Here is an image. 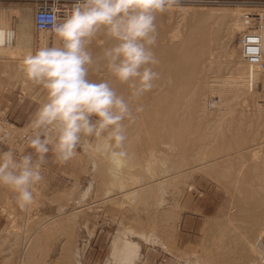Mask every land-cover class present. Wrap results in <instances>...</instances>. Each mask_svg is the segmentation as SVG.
Segmentation results:
<instances>
[{"label":"rangeland","instance_id":"rangeland-1","mask_svg":"<svg viewBox=\"0 0 264 264\" xmlns=\"http://www.w3.org/2000/svg\"><path fill=\"white\" fill-rule=\"evenodd\" d=\"M254 1L264 2V0H179V3L174 5L169 11L157 16L158 36L157 43L153 49L155 55L157 50L176 47V45L182 44L185 38L187 39L188 35L195 28L194 26H197V14L195 13H206L211 9L220 11L240 9L239 11L248 12L251 11V8H249L250 5H242V3H251ZM10 2L11 1L4 3H6L7 6L11 5L16 7L18 5L17 7H28L31 8L34 13V8L31 3H21L20 1L19 4H16L18 2L13 1L11 4ZM236 3H240L241 5L236 6ZM184 9H186V13L183 11ZM9 21L11 26L14 21ZM208 25L209 24H207V26ZM213 30L214 31H208L201 35L199 34V37L211 40L212 45L215 44L217 52L214 67L208 72L202 67L206 65V58L210 52L207 53L206 50L205 55L199 60L196 70L191 67L188 68V72H190L188 74L191 76H188L189 80H185L188 84V91L179 96L181 105L186 104L185 102L187 101L186 98H188V94L190 95V92L192 93L197 87V93H200L202 100H204L203 95H207L209 96L208 101L210 99L217 101L218 98L214 95L212 96L210 91L203 87V78H205L207 73L209 76H217V78L220 79L228 77L232 75V73H236L235 65L228 63V55L232 51H236L237 60H240L239 40L242 32L237 33L234 38L230 39L227 31H225L227 30V23L213 25ZM174 34L179 36V38L178 40L172 41L171 38L175 36ZM33 37L36 42L37 33L35 30ZM51 37L53 38L54 36L51 35L49 38ZM35 42L32 46L33 53L36 51ZM112 42L114 41L101 33L91 44L93 46L92 53L97 60L99 70L95 71L90 69L89 79L97 82L100 80H107L112 85L114 77H112L106 67H104V61L95 56L96 52L100 50L103 52V49L111 46ZM25 55L24 52L18 51V53H14L10 56H0V152L8 151L11 148L17 154V158H19L21 154L33 151L28 147L26 139L27 136L31 135L28 129V123L45 97L44 90L28 82L23 72L18 70ZM202 70L205 71V74ZM200 74H202V77ZM197 80L201 82L198 83ZM228 80L229 79H226V81H224L223 79L219 81L228 84ZM196 83L198 86H196ZM261 100H263V93L246 98V102L240 100L234 101L231 103V109L225 110V114L222 115V117L220 116V112L215 110L214 107H211L209 103L206 105V115L210 114L211 117H207L206 115L202 116L191 107L190 110H188V108L184 106L185 108H183L187 109H183V111L180 110L185 112V114L187 110L189 112H187V115L182 114L184 117L186 116L184 121L187 126L194 128L197 123L198 125L195 126V128L197 127L200 129L199 134L202 136L206 135L204 138H207L205 139L206 141H204L205 143L203 142L204 146L206 148L208 147L207 150L206 148L203 149L204 151L201 152V158L199 157L200 154L198 155L199 160H197L195 156V149L190 151L189 155L192 156V159L188 161L189 164H198L200 159L204 158L202 157V153H206V155H203L207 158L206 160H211L224 154L235 153L236 151L241 152L243 150L241 153L246 157L244 158L245 160H240L238 158L237 162L235 161L236 158L233 159V166H225L232 162L223 163L221 165H219L220 163L217 164L219 165V171L221 170L219 173H217V171H211L209 167L204 170L192 172L189 176L178 179L176 181L177 183H168L170 186L166 184V187L164 186V194H160V191L158 192L159 196L162 195L164 198L162 205H158L157 201L160 200L158 195V198L152 197L146 204H137L127 198H118V205L114 202H106L105 200L107 199L104 200V197L107 196L106 191L108 189L112 191V197L119 191L117 186L112 187L106 185L107 180H109V174H101L100 171L102 162H104V164H109L110 160L107 161L106 157L109 156L110 152H112L111 149H113L107 139L96 140L92 137L82 138L81 145L77 148L76 157L64 164L56 163L53 154L50 152L47 157L48 162L43 166L45 179L33 189L34 203L30 211H21L16 205L15 193L6 187L0 186V252L2 249H6L7 251L5 252L11 254L9 258L10 262L7 264L18 263L20 245L24 240L29 238L32 232H30V230L45 222L50 223L51 219L56 223L63 219L65 215L70 214V211L73 212L74 210L76 212L81 209L83 211L79 212L80 214L76 216L77 218L75 217L76 220H72L64 233L55 235L54 241L58 240L62 242V245L69 242V244H71V248L70 246L68 247L70 254L77 252L84 264H112L109 262L112 241L118 229L121 227L120 225L125 226V228L134 229V231L145 230V233L150 237L149 239H152L150 241L147 237L148 240L146 239L144 241V239L140 240L135 238L134 235L128 236L141 244L139 252L140 261L135 264H252L251 262H253L252 259H254V256L252 255L251 257L249 253L246 254L243 252V244L240 235L247 233L251 236L253 242H255L260 231L264 229V190H262L264 189V176L260 175L262 173L264 174V167H262L264 166V164H262L264 163V113L257 107L258 104H263L260 102ZM261 109H264V107ZM182 115L180 114V116ZM259 117L260 120H258ZM219 118L221 120H219ZM198 120L201 123H198ZM212 121L214 123H212ZM230 122L232 124H230ZM210 123H212L211 126ZM218 123L224 134L223 139L220 134L221 132L219 133L218 131V126V130L214 127L215 124ZM207 124L209 126H207ZM229 124L230 126H228ZM237 125L239 126L237 127ZM213 127L216 130L212 133ZM239 128L242 132L239 131ZM237 133L241 135L237 137ZM215 135H217L216 137L218 138H215ZM218 135L221 140H219ZM126 136H128V132ZM246 136H249L247 137L248 139H245ZM252 139H255L254 142ZM212 140H216L217 142L213 143ZM233 140H235L236 143H234L235 141L233 142ZM104 141L108 144L106 150L102 146L106 143ZM230 142L234 144L231 146L232 148L230 147ZM259 143L262 145L255 146ZM126 145H124V149L127 147ZM174 145L173 147L177 148V146L175 145V147ZM169 148H171V146ZM169 148L162 147V150H164L165 153H171ZM255 148L259 150L256 151ZM156 149L155 154L160 148L157 147ZM228 149L232 151H228ZM248 149H254L255 153H260V150H262V152L257 154L259 158L253 159V150L249 151ZM226 150L228 153L225 152ZM104 151H106V155ZM207 151H209V153ZM215 153H219V155ZM157 155L159 159L151 162V165L154 167H149L156 172L152 176L155 178H158V176L162 178V175L165 176V174L171 172L164 174V172H168L170 168L172 172L175 171L173 170L174 168L171 167L172 159H169L168 163H166L168 165H166L164 163L166 160L161 162L160 155ZM104 156L106 157L104 158ZM124 157L126 158V156ZM103 158L105 161L102 160ZM174 159L178 160V158L175 157ZM95 161H97V164H95ZM126 162L128 161L126 160ZM240 162H242L244 166L242 163L240 165ZM160 163L162 165L164 163V167L167 166L169 170L161 172V169L164 167H161L162 165ZM110 164L107 165V167L110 166ZM124 164L129 165V163ZM145 164L147 165V158L142 159L141 167L136 165L137 169L135 167H130L132 170H130V168L126 169V165H122V171L118 170V173L121 172L120 174L123 173L128 175L127 173L132 171L130 174H133L134 177H141L139 178L141 179L140 181L138 178H135L139 181H135L137 183L133 181L130 182V179L126 181L123 177L124 183L130 185L129 187L133 185L136 186L137 184L139 185L141 181L142 183H146L153 179L148 177L150 176V172H147L148 168L146 170L142 169L143 166L145 167ZM257 164H259L258 170L262 171L259 175H254L251 170L254 169L253 166ZM158 172L160 175L157 174ZM147 173L149 174L147 175ZM239 174L240 176H238ZM112 176L114 177V175ZM119 176L122 177L121 175ZM109 178L111 177L109 176ZM233 183L235 184L233 185ZM257 186L260 189H258ZM73 187L76 189H73ZM88 187H92V189H89L88 195L83 198V193ZM80 200H82L81 203H78ZM63 207L65 210L61 211ZM60 214L62 216H60ZM257 216L262 217L261 221L256 223L253 221V218ZM13 224L15 226H13ZM221 230L225 232L223 237L220 238L219 233H221ZM250 232H252V234ZM151 235L155 236L153 237ZM21 237L24 239L23 242ZM16 238H18L17 243L14 242L15 244L11 246L12 248H9V252L7 248L8 245L5 244L4 248V243L2 242L6 241V243H9L13 239L16 240ZM238 240L241 242L239 243ZM72 250L74 251L72 252ZM250 258L251 262L248 260Z\"/></svg>","mask_w":264,"mask_h":264},{"label":"bare ground","instance_id":"bare-ground-1","mask_svg":"<svg viewBox=\"0 0 264 264\" xmlns=\"http://www.w3.org/2000/svg\"><path fill=\"white\" fill-rule=\"evenodd\" d=\"M17 1H15V2H17ZM4 2L7 3L8 1L0 0V40L3 41L2 43H0V56H2V57L10 56L14 53H18V51L24 52L25 54L32 52V46L34 45V42H35L34 37H33L34 30L37 33V30L35 28V21H34V15L36 12L35 3L34 2H28V3H31L33 5V8H34V13H33V10L31 8L24 7V6L23 7H17L18 5L16 7H13L11 5L7 6L6 3H4ZM10 3L12 4V2H10ZM214 3H218V2H214ZM251 3H254V2H251ZM245 4H247V2L242 3V5H245ZM235 5L238 6L241 4L236 3ZM248 5H250L249 8H251L250 9L251 11H248V12L239 11L240 9L239 10L238 9L232 10V11H225V10L220 11V10H216V9H211L209 12H206V13H202V12L201 13L199 12V14L195 13V14H197L196 15L197 26H194L195 28L188 35L187 39L185 38V41L182 44H179L178 46L176 45V47H171V48H161V49L156 51V57L159 61V64L155 66L154 70H156L160 73V79L158 81H156V87H154V89L151 92L147 93L139 101L136 102L135 106H141L142 105L143 111L138 112V113H136L134 111V116H135L134 121L129 122L126 120L124 122L126 125V129H127L126 133L128 132V136L126 139V143H124V145L127 144L126 145L127 147L125 149L123 148V151L126 152L125 156L127 159L124 156L114 158L110 152L108 157L104 156V158L106 157L107 161H109V160L111 161V164L109 161L110 166L107 167V165H109V164H104V162L101 161L102 162V165L100 168L101 174L108 173L109 176L111 177V178H109V176H108L109 180H107L106 185L107 186L110 185L112 187L117 186L118 190H119L114 195V197H112L113 196V195H111L112 191H110V189H108L106 191L107 196L104 197V200L107 199V200H105L106 202H114L115 204L118 205V203H117L118 198H127V199H130L131 201H133L137 204H146V203H148V201L152 197L158 198V196H159L158 192L159 191L161 192L160 194H162V193L164 194V191H165L164 186L166 187V184L169 185L168 183L173 184L178 179H181L183 177L185 178V177L189 176V174L192 172L204 170V169H207L209 167H210L209 169L211 171H213V172L217 171V173H219V172H221V170L219 171V169H218L219 165H221L223 163H227V162H229V163L232 162L231 164H228V165L226 164L225 166H227V167L233 166V161H234L233 159L236 158L235 161L237 162L238 158L241 160V159H244L246 157L245 155H243V153H241L243 150L241 152L236 151L235 153H228L226 150L225 152H227L228 154H224V155L217 157V155H219V153H215V154H217L216 155L217 158H215V159L213 158L211 160H206L207 158H205V156H203L204 154L206 155V153H204V154L202 153V157H204V158L200 159V162L198 164H195V165L189 164L188 161H190L192 159V156L189 155L190 151L195 149L194 150V151H196L195 156H196L197 160H199L198 158L201 156V152L204 151L203 149L206 148L204 146L203 142L206 141L205 139H207V138H204L206 135L202 136L201 134H199L200 129H198L197 127L195 128V126L198 125L197 123L194 126V128L187 126V124L184 121L185 120L184 118L186 116L184 117V115H182V114H185V112H182V111L185 107H187L188 110H190V107H191L194 110L198 111L199 112L198 114L205 116L206 115V105L209 103L211 107H214L215 110L220 112V116L222 117V115L225 114V110L231 109V103H233L234 101H238V100L245 101V99L248 97H254L257 94L263 93V100L260 101L263 104H258L257 107L260 111H262L264 113V109H261L264 107V10L253 9L254 4H248ZM248 5H246V6H248ZM185 10L186 9H184L183 11L185 12ZM171 14H173V13H171ZM252 15H253V17L255 15L259 16V18H258L259 21H255L254 19H251V18H253ZM9 20L14 21V23L11 26H10ZM224 23H227V30H225V31H227V34L230 37V39L234 38L237 35V33L242 32L241 38L239 40V48H240V52H241V53L239 52L240 60H237L236 51H232L228 55V57H229L228 63L235 65L236 73H232V75L225 77V78L221 77L224 79V81H226V79H229L228 84L221 83L223 81L220 82L219 80H223V79L217 78V76L216 77L209 76V75H207L208 73L206 74L205 78H203V80H202L204 82L203 87L208 89L212 96L213 95L216 96V98H218L217 101H215L214 99H210L208 101L209 96H207V95H203L204 100H202V96L200 97V93H197L198 87L197 88L195 87L196 90H193V91L191 90L192 93L190 92V95L188 94V96H187L188 98H186L187 101L186 100H185L186 102L184 101L186 104L181 105L179 96H180V94H182V93L184 94L186 91H188V84L185 82V80H189V77L191 76L190 74H188V73H190V72H188V68L191 67V68L196 70L198 62L205 55L206 50H207V53L209 51L210 52L206 58V63H205L206 65L204 66L203 65L204 63L202 64L203 69H205V71H207V72L211 71L214 67L215 62H216L215 59H216V52L217 51H216L215 44L212 45V43H211L212 41L206 40L204 37L200 38L199 34L201 35V34H204L205 32H208V31H214L213 25L224 24ZM207 24H209V25L207 26ZM192 27H191V29H192ZM249 32L251 33V35H257L260 37L261 60H260L259 64H252L251 62H249L246 59V57L244 55V45L242 44V41L244 39V36ZM50 36L51 35H42V34L37 33L36 42H35L36 50L40 47L45 46V45L51 46L54 42H57L55 37L49 38ZM178 38H179V36L175 35V36H172L171 40L175 41L176 39L178 40ZM112 43H114V42H112ZM169 44H171V43H169ZM90 49H91V51H93L92 45L90 46ZM102 53L103 52L100 50V51L95 53V56L98 58H101ZM224 53H226V52H224ZM18 70H19V68H18ZM205 71L202 70L203 73ZM202 74H200L201 77H202ZM200 82L201 81H198V83H200ZM196 86H198V84ZM112 87L117 91L118 94L124 95L125 98L129 97L130 90H129L128 86L125 84L119 83L118 81L115 80V78L112 81ZM244 104H246V103H244ZM186 109H184V110H186ZM180 110H182V111H180ZM188 110L186 111L185 115H187ZM258 113H259V111H258ZM180 114L182 116H180ZM206 116L211 117L210 114L206 115ZM225 118H227V117H225ZM219 120H221V119L219 118ZM258 120H260V117ZM258 120H257V123H258ZM202 121H204V120H202ZM213 121H212V123H214ZM189 122H190V120H189ZM199 122L200 121L198 120V123ZM205 122H206V120H205ZM216 122H218V121H216ZM231 122H230V124H232ZM212 123H210V126ZM220 124H222V123H220ZM230 124L228 126H230ZM241 125H242V123H241ZM207 126H209V125L207 124ZM217 126H218L219 130H218ZM238 126L239 125H237V127ZM214 127H216V129L219 131V133L221 132L220 134L222 135V139H223L224 134L222 133V129L220 128L221 126L219 127V123L215 124ZM214 127H213V131L211 130L212 133L216 130ZM206 128H209V127H206ZM259 128H260V126H259ZM206 130L209 131L208 129H206ZM228 130H227V132H228ZM230 130H232V129H230ZM211 131H210V133H211ZM239 131H241V129ZM203 134H204V131H203ZM211 134H209V135H211ZM214 134H216V133H214ZM229 135H231V134H229ZM238 135H241V134L237 133L236 136L238 137ZM216 136L217 135H215V138H218ZM247 137H249V136H246L245 139H248ZM215 138H212V139H215ZM219 140H221L220 136H219ZM254 140H253V142H254ZM234 141L235 140H233V142ZM104 142H106V141H104ZM214 142H217V141L214 140L213 143ZM222 142H223V140H222ZM231 142H230V144H231ZM234 143H236V141ZM261 143L256 144L255 146H261L263 144V143L262 144ZM174 144L177 146V148L173 147ZM87 145H89V144H87ZM232 145H234V144L232 143L230 145V147ZM102 146L106 150L107 149L106 147H108L107 142L104 143ZM170 146H171V148H169ZM157 147L160 148V150H158L157 153L155 154ZM162 147L163 148H165V147L169 148L171 150V153H169V152L165 153L164 150H162ZM207 148H206V150H207ZM236 148H238V147H236ZM257 148H255V150ZM230 149H228V151ZM112 150L113 149H111V151ZM246 150H247V148H246ZM252 150H253V153H252L253 159H257V157L259 156V155L257 156V154H260L262 152V150H260L261 151L260 153H255V150L254 149H252ZM252 150H249V151H252ZM258 150H256V151H258ZM216 151L219 152L218 150H216ZM230 151H232V150H230ZM105 152L106 151H104V154H105ZM207 152L209 153V151H207ZM146 154H148V155H146ZM157 154L160 155L161 162H163L164 160L167 161V162L164 161L165 164L168 163L169 159H172L173 166L171 164V167H173L174 168L173 170H175V171L172 172L171 168L169 170V168L167 166L164 167L165 166L164 163H163V165L160 163L162 165L161 167H164L161 169L162 170L161 172H164L165 170H169V171L164 172V174L169 173L170 171L171 172L169 174H165V176L162 175V178L158 176V175H160L159 172L157 173L158 178H155L154 176H152L156 172H155V170L150 169V168H152L150 166H153V165H151V162H153V160L159 159L158 158L159 156ZM198 155H199V157H198ZM174 157L178 158V160H175ZM104 158L102 159L103 161H105ZM143 158H147V165L145 164V167L143 166L142 169L146 170L148 168L147 172H150V176H151V177L150 176H148V177L153 179V180H150L149 182H146V183H142V181H141V184L136 185L135 183L139 182L141 180L139 178H141V177H139V178H138V176L134 177L133 174H130V173H132V171L131 172L129 171L130 173H127L128 175H125L123 173H122L123 174L122 175V174H120L121 172L118 173V170L122 171V169H121L122 165H126V169H129L130 167L136 168V165H138V167L139 166L141 167V161ZM125 159L128 162H126ZM194 162H195V160H194ZM124 163H129V165L124 164ZM241 163L242 162H240V165H241ZM95 164H97V161H95ZM217 164H219V165H217ZM246 164H247V162H246ZM262 164H264V163H262ZM111 165H113V166H111ZM166 165H168V164H166ZM242 165L244 166L243 163H242ZM258 165L259 164L256 165L257 167L253 166L254 169L251 170V172L254 173V175H257V174L259 175L262 171V170L261 171L258 170ZM127 166H128V168H127ZM262 167H264V166H262ZM165 168H167V169H165ZM130 170H132V169L130 168ZM116 172L119 175H121L122 177H120ZM263 172H264V170H263ZM110 173H112V174H110ZM148 174L149 173H147V175ZM228 174H229V172H228ZM112 175H114V177ZM260 175L264 176L263 173ZM126 176H128V177H126ZM238 176H240V174ZM122 178L126 181H127V179L128 180L130 179V182L131 181H133V182L137 181L134 183L136 186L133 185V186L129 187L130 185H126ZM135 178H138L139 181ZM256 178H257V176H256ZM234 184L235 183H233V185ZM261 186H262V184H261ZM257 188H258V186H257ZM73 189H76V188L73 187ZM89 189H92V187H88L86 189V191L83 193V196H82L83 198H85L88 195ZM234 189H235V187H234ZM258 189H260V188H258ZM262 190H264V189H262ZM238 191H239V189H238ZM161 196H159L160 200L158 199L159 201H157L158 205H162V203L164 202V198L162 196V199H161ZM81 201L82 200H80L78 203H81ZM63 210H65L64 207H63V209H61V211H63ZM82 211H83L82 209L77 210L76 212L73 210V212L70 211V214H68V215L64 214L65 217L56 223L53 221V219H51L50 223L45 222L39 226H36L33 229L31 228L32 230H30V232L31 231L32 232H31V235L29 236V238L24 240L23 237H21L22 242H23V240H24V242L21 243L20 251H18L19 258H18L17 264H84L81 261V259L79 258V255L77 252L76 253L74 252L73 254L71 253L72 254V256H71L70 252L68 251L69 250L68 247L70 246V248H71V244H69V242L62 245V242H59L58 240L54 241L55 235L64 233L68 229L69 224L72 222V220L75 219V217L80 214L79 212H82ZM60 216H62V215L60 214ZM261 217L257 216L256 218H253V221H255L256 223L260 222ZM120 224H122V223H120ZM13 226H15V225L13 224ZM120 226L121 227L118 229V232L112 241L111 254H110L111 257H110L109 262L112 264H135L136 262L140 261L139 260V258H140L139 252L141 249V244H140V242H136V241L132 240L128 236L134 235L135 238L140 239V240L144 239V241L147 239V237H148V239L150 237L147 235V233H145L146 232L145 230L144 231H137V230L134 231V229L132 230L130 228H125V226H123V225H120ZM224 232H225L224 230H221V233H219L220 238L223 237ZM152 233H153V231H152ZM250 233L252 234V232H250ZM241 235H240V237H241V241L243 244V252H245L246 254L249 253L251 255V257H252V255L254 256V259H252L253 262H251V258L248 259V260H250L249 262H251L252 264H264V229H262L260 231V234L258 235L255 242H253V239L251 238V236L249 234L243 233V235L242 236ZM151 236H153V235H151ZM18 238H16V240H14V239L11 240L9 243H6V241H3L2 243H4V248H5V244L8 245L7 248L9 251V248H12L11 246H13L15 244L14 242L17 243ZM57 239H58V237H57ZM238 241H239V243L241 242L240 240H238ZM238 241H237V243H238ZM64 242H65V240H64ZM2 246H3V244H2ZM5 251H7V250L2 249V251L0 252V264H7L8 262H10L9 258L11 257V254H9ZM73 251L74 250H72V252Z\"/></svg>","mask_w":264,"mask_h":264},{"label":"clouds","instance_id":"clouds-1","mask_svg":"<svg viewBox=\"0 0 264 264\" xmlns=\"http://www.w3.org/2000/svg\"><path fill=\"white\" fill-rule=\"evenodd\" d=\"M177 3L179 0H74L63 15L54 3L50 11L36 17L38 26L57 42L29 52L19 65L25 79L45 93L28 123L31 135L26 139L33 151L19 158L11 148L0 152V186L15 193L21 211H30L34 203L33 189L45 179L43 166L50 152L56 163H67L76 157L82 138L92 137L107 139L114 158L126 155L124 122L134 121V111H143L136 102L160 79L154 70L159 61L153 50L157 16ZM101 33L114 41L103 49L104 67L128 86V98L107 80L89 79L90 69L99 70L90 46Z\"/></svg>","mask_w":264,"mask_h":264},{"label":"built area","instance_id":"built-area-1","mask_svg":"<svg viewBox=\"0 0 264 264\" xmlns=\"http://www.w3.org/2000/svg\"><path fill=\"white\" fill-rule=\"evenodd\" d=\"M4 1L13 2L17 0H4ZM18 1H21V0H18ZM22 1L35 3V6H36V12L34 15L35 28L37 30V33L42 34V35H52V34L40 28L38 24L36 23V17L39 15V13L50 11L55 3V6L61 9V15H63L64 10L70 9L72 4L74 3V0H22ZM247 4H254L253 7L256 10H264V2L254 1V3H247ZM258 18L259 16L255 15L251 19H254L255 21H259ZM260 43H261L260 37L257 35H251L250 32L244 36V39L242 41V44L244 45V55L246 59L252 64L260 63V60H261Z\"/></svg>","mask_w":264,"mask_h":264},{"label":"crops","instance_id":"crops-1","mask_svg":"<svg viewBox=\"0 0 264 264\" xmlns=\"http://www.w3.org/2000/svg\"><path fill=\"white\" fill-rule=\"evenodd\" d=\"M18 3H16V4H19L20 3V1H17ZM13 3V2H12ZM21 3H27V2H25V1H22L21 0ZM29 4V3H28Z\"/></svg>","mask_w":264,"mask_h":264}]
</instances>
